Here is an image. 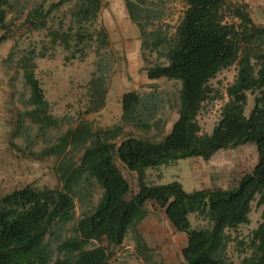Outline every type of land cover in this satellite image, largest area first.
Masks as SVG:
<instances>
[{
  "label": "trees",
  "instance_id": "1",
  "mask_svg": "<svg viewBox=\"0 0 264 264\" xmlns=\"http://www.w3.org/2000/svg\"><path fill=\"white\" fill-rule=\"evenodd\" d=\"M70 1L60 0L47 10L38 7L25 24L32 29H46L53 10ZM184 2L186 9L175 36L167 42L156 32L148 34L140 5L125 0L129 18L142 36L143 70L148 79L174 80L181 85L177 118L170 131L159 141L133 134L123 138L124 125L142 131L151 129L149 110L137 91L121 98V125L94 129L81 120L60 138L58 146L42 155L61 156L69 147L82 151L77 163L67 160L56 169L60 187L36 189L28 185L0 198V264H112L116 249L130 232L135 235L136 250L148 261L151 250L138 226L156 213H163L174 230L184 234L183 264H234L227 258L228 244L238 239L233 238L234 232L250 224L254 202L261 209V219L249 236L238 241L245 254L240 264H264V26L255 22L245 4L232 5L229 0ZM6 6L7 0H0V41L6 37L3 31L9 30ZM102 7L103 0H77L71 25L66 30L62 27L49 32L51 45L70 52L66 61L84 60L89 52L99 58L101 51L111 47L104 27L94 28L93 32L87 28L96 23ZM163 45L159 57L164 62L150 64L146 51L159 52ZM39 55L43 57L45 52L32 50L20 58L18 65L30 87L34 107L26 115L43 129L51 127L53 120L35 74ZM234 65L237 76L227 87L228 102L212 133L202 134L198 116L214 92L210 82ZM103 72L99 65L87 85L86 115L105 106L108 88ZM249 93L254 96V108L246 116ZM250 143L256 145L258 162L233 188L187 192L179 182H147V170L190 158L207 161L221 150ZM10 145L14 147L12 142ZM123 169L136 174V193H132ZM83 180L94 181L102 194L96 206L82 211L76 220V199H82L78 189ZM192 215L205 219L208 225L193 227ZM71 222H75L74 235L58 244L60 256L54 257L47 237ZM92 242L97 246L89 248Z\"/></svg>",
  "mask_w": 264,
  "mask_h": 264
},
{
  "label": "rangeland",
  "instance_id": "2",
  "mask_svg": "<svg viewBox=\"0 0 264 264\" xmlns=\"http://www.w3.org/2000/svg\"><path fill=\"white\" fill-rule=\"evenodd\" d=\"M60 0H7L8 31L0 41V198L25 186L36 189H55L61 184L56 169L67 160L77 163L82 151L69 147L61 156L42 155L60 144V138L73 129L81 120L89 122L94 129L113 128L121 125L122 96L136 87L149 110L151 129L142 131L132 125H124V136L133 134L159 141L171 129L177 118L179 82L168 79L148 81L143 70L141 53L142 36L136 25L127 23L124 18L129 14L125 0H103V7L94 25L88 30L104 27L110 38L111 47L101 51L100 57L89 52L84 60L66 61V52L61 46L50 44L48 34L58 28L66 30L72 23L71 13L77 0L55 8L47 21L46 29H32L25 24L28 15L43 6L47 10ZM140 5L142 22L146 32H156L160 38L169 42L176 33L186 9L184 0H131ZM232 5H247V9L258 25L264 26V0H229ZM238 24L237 19H228ZM133 22V21H132ZM134 23V22H133ZM135 24V23H134ZM159 52L146 51L150 64L164 62ZM32 50L41 54L35 59V74L44 89L45 99L49 103L48 115L53 125L41 128L26 113L34 107L30 103L31 90L25 83L19 60ZM12 54V57H10ZM101 65L107 80L108 93L102 110L88 115L89 98L87 85L92 74ZM145 73V74H144ZM146 75V76H145ZM237 66L221 71L210 84L214 90L211 99L204 103L198 116L202 134H211L219 120L222 107L228 102L227 87L234 83ZM254 108V96L248 94L245 115L249 116ZM146 114V113H145ZM122 137L115 141L119 144ZM12 142L13 146L10 145ZM258 162L257 148L254 143L236 149L221 150L210 160L190 158L178 161L175 165L147 170V182L163 185L179 182L187 192L201 189L233 188L239 179L250 173ZM118 164V163H117ZM131 185L132 193L138 191L136 174L122 170ZM80 198L76 199V220L82 211L91 209L98 203L102 191L94 182L83 180ZM261 209L253 203L250 224L241 226L233 233L227 249V258L234 264H240L245 254L241 253L238 241L244 240L256 229L260 222ZM195 228L206 227L207 221L198 215L190 217ZM75 222L60 226L55 235L47 237L54 257L58 244L74 235ZM140 234L151 250L146 261L136 250L135 235L130 232L122 246L116 249L112 264H183L182 249L185 245L184 234L174 230L166 221L163 213L151 214L138 226ZM97 246L92 242L89 248ZM245 250H247L245 248Z\"/></svg>",
  "mask_w": 264,
  "mask_h": 264
},
{
  "label": "crops",
  "instance_id": "3",
  "mask_svg": "<svg viewBox=\"0 0 264 264\" xmlns=\"http://www.w3.org/2000/svg\"><path fill=\"white\" fill-rule=\"evenodd\" d=\"M247 1H249V0H245V2H247ZM128 16H129V15H128ZM124 19L126 20L127 23H131L132 25H136V24H134L132 21L128 20L127 17L124 18ZM136 27H137V26H136ZM137 28H138V27H137ZM138 30H139V29H138ZM139 34H140V31H139ZM140 35H141V34H140ZM144 74H145V73H144ZM145 76H146V75H145ZM147 80L150 81V80L148 79V77H147ZM156 81H157V80H156ZM152 82H154V81H152ZM135 90H137L136 87H132V91H135ZM166 221H168V220L166 219ZM168 223H169V222H168Z\"/></svg>",
  "mask_w": 264,
  "mask_h": 264
}]
</instances>
